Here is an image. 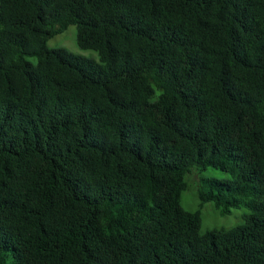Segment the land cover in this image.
<instances>
[{
	"label": "trees",
	"instance_id": "1",
	"mask_svg": "<svg viewBox=\"0 0 264 264\" xmlns=\"http://www.w3.org/2000/svg\"><path fill=\"white\" fill-rule=\"evenodd\" d=\"M0 264H264V0H0Z\"/></svg>",
	"mask_w": 264,
	"mask_h": 264
},
{
	"label": "rangeland",
	"instance_id": "2",
	"mask_svg": "<svg viewBox=\"0 0 264 264\" xmlns=\"http://www.w3.org/2000/svg\"><path fill=\"white\" fill-rule=\"evenodd\" d=\"M47 46L50 49H62L69 54L79 56L90 60L95 63H100L97 54L90 50H81L76 43V28L75 26H69L64 32L58 34L48 40ZM213 178L218 180L228 179L229 175L215 170L207 168L204 171L193 169L191 173L186 175V189L181 194L180 203L182 207L187 211H196L199 207L198 189L201 186V179ZM247 211L243 208L232 209L228 215H221L217 209H215L212 203H207L200 208L201 214V232L230 229L243 223V215Z\"/></svg>",
	"mask_w": 264,
	"mask_h": 264
}]
</instances>
